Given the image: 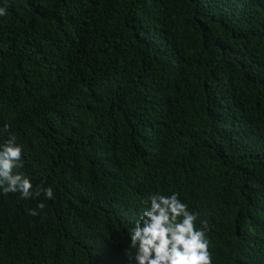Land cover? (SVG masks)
Instances as JSON below:
<instances>
[{"label":"trees","instance_id":"16d2710c","mask_svg":"<svg viewBox=\"0 0 264 264\" xmlns=\"http://www.w3.org/2000/svg\"><path fill=\"white\" fill-rule=\"evenodd\" d=\"M0 3V143L54 193L0 194V264H127L173 192L212 264H264V0Z\"/></svg>","mask_w":264,"mask_h":264},{"label":"clouds","instance_id":"9594fccd","mask_svg":"<svg viewBox=\"0 0 264 264\" xmlns=\"http://www.w3.org/2000/svg\"><path fill=\"white\" fill-rule=\"evenodd\" d=\"M5 14L6 8L0 3V17ZM6 130L7 125H4L3 131ZM15 140V135L10 134L0 143V194L18 193L21 198L28 199L42 191L46 199H53L52 188L39 181L45 188L38 189L33 174L25 169L26 156ZM22 166L25 172L13 171ZM33 187L37 189L33 191ZM179 199L183 201L175 192L149 196V206L139 211L131 232L127 233L128 248L134 249V252L123 253L127 264H212L214 252L211 240L209 244L205 235L212 228L211 221ZM103 205L108 208V200ZM37 207L42 209L44 204ZM29 214L35 216L37 213L29 210ZM195 220L202 221L205 226L194 227Z\"/></svg>","mask_w":264,"mask_h":264}]
</instances>
